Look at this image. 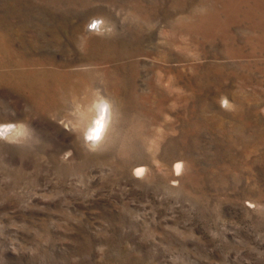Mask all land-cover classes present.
Wrapping results in <instances>:
<instances>
[{
  "label": "rangeland",
  "instance_id": "374dc122",
  "mask_svg": "<svg viewBox=\"0 0 264 264\" xmlns=\"http://www.w3.org/2000/svg\"><path fill=\"white\" fill-rule=\"evenodd\" d=\"M0 264H264V0H0Z\"/></svg>",
  "mask_w": 264,
  "mask_h": 264
},
{
  "label": "bare ground",
  "instance_id": "6f19581e",
  "mask_svg": "<svg viewBox=\"0 0 264 264\" xmlns=\"http://www.w3.org/2000/svg\"><path fill=\"white\" fill-rule=\"evenodd\" d=\"M70 99L75 107L73 110L74 117L71 121L69 120V123L66 122L65 125L73 133L72 139L75 142H80L91 149L99 148L111 140L112 135L117 132V119L120 116L122 119L124 116L123 110H119L118 105L120 104V107H124L127 104L130 105L128 100L124 101V99H119V102L108 94L99 93V91L86 92L81 97L73 95ZM97 122L103 125L100 138L97 141H88L87 135L95 128ZM19 132L24 134L22 129ZM166 167L168 171L163 176L164 180L172 186L179 184L180 176L185 169L184 162L178 157H173L168 160ZM132 169L135 176H148V174L150 175L151 167L143 161H136L132 165Z\"/></svg>",
  "mask_w": 264,
  "mask_h": 264
},
{
  "label": "clouds",
  "instance_id": "9594fccd",
  "mask_svg": "<svg viewBox=\"0 0 264 264\" xmlns=\"http://www.w3.org/2000/svg\"><path fill=\"white\" fill-rule=\"evenodd\" d=\"M103 125L100 122H97L95 128L90 131V133L87 135L88 141H97L100 138V133Z\"/></svg>",
  "mask_w": 264,
  "mask_h": 264
}]
</instances>
